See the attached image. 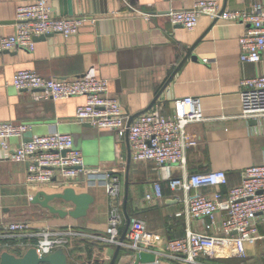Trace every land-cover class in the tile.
<instances>
[{
  "label": "crops",
  "instance_id": "obj_1",
  "mask_svg": "<svg viewBox=\"0 0 264 264\" xmlns=\"http://www.w3.org/2000/svg\"><path fill=\"white\" fill-rule=\"evenodd\" d=\"M31 1L0 0V36L13 34L17 7ZM198 1H215L229 11H248L257 3L264 5V0H94L92 4L90 0H79L76 10L84 14V24L76 36L63 39L57 35L35 41L32 52L16 50L0 54V123L29 127L22 138L10 139V146L19 147L29 139V134L31 139L54 133L69 134L74 148L81 152L85 168L96 170L100 175L111 173L120 179L122 192L118 200L122 224L119 236L126 227L123 206L126 180V214L129 219L144 222L149 232L171 240L184 237L186 230L202 232L203 229L197 221L186 218L183 192L172 190L168 181L159 180L153 162L130 159L127 167L129 145L125 135L83 127L75 120L76 110L84 104V97L39 100L30 91L15 90L13 76L18 71L29 70L43 78H74L88 74L105 80L108 96L119 101L129 119L150 106L178 67L186 49L194 46L192 58L177 70L148 112L170 115L175 99H199L205 120L187 129L196 146L186 151L185 170L172 168L170 176L180 178L224 171L228 185L216 190L226 195L228 188L240 184L245 168L264 161L261 123L241 117L239 97L243 79L264 74V52L258 64L239 61L238 41L247 28L243 23L213 22L200 17L196 27L188 31L172 24L166 16L170 10H186ZM55 2L47 0L50 10L54 11L51 12L53 17L58 13ZM126 4L144 15L136 14ZM90 9L101 13L93 16V20L107 23L100 27L98 35L88 21ZM203 59L208 62L203 63ZM81 179L86 177L78 175L67 187L31 186L25 163L12 162L4 154L0 155V221H28L37 228L103 235L108 224L110 198L104 186L90 187L88 182L79 181ZM156 183L161 187L162 197L146 200L147 194H153ZM68 187L76 193L93 195L94 202L85 217L59 218L30 203L37 192L58 193ZM213 190L203 189L202 193ZM51 205L65 211L73 209V205L60 200L52 201ZM177 213L182 215L176 216ZM258 235L264 237V224H259ZM18 243H9L8 251L19 256L25 249L13 246ZM2 247L0 242V253L4 251ZM115 250L114 245L73 238L63 251L67 264H109ZM246 254L247 264H264V238L247 244ZM132 261V252L119 248L116 264H131ZM222 261L237 264V260ZM160 264L179 263L162 261Z\"/></svg>",
  "mask_w": 264,
  "mask_h": 264
},
{
  "label": "built area",
  "instance_id": "obj_2",
  "mask_svg": "<svg viewBox=\"0 0 264 264\" xmlns=\"http://www.w3.org/2000/svg\"><path fill=\"white\" fill-rule=\"evenodd\" d=\"M126 5L136 14L144 15L138 9ZM166 16L172 24L188 31L196 27L200 17H207L213 22L243 23L247 28L238 41L239 61L249 64L261 61V53L264 52V5L261 3L253 5L248 11H229L215 1H198L186 10H170ZM83 24L84 19L53 17L47 0L21 4L16 9L13 34L0 36V54L16 50L32 52L36 38L51 34L75 36ZM202 62L207 63L208 60L203 59ZM12 86L17 91L34 93L39 100L84 97V104L76 110L75 120L95 129L113 130L120 135L127 132L130 159L133 162H153L159 180L168 181L172 190L183 192L186 218L197 221L203 230H186L184 237L165 240L161 235L149 232L144 222L132 218L124 241L120 242L122 215L118 199L122 187L119 177L104 174L100 181L111 203L103 235L85 234L71 229L59 231L49 227L37 228L25 221H0V242L3 243L4 251L10 248L9 243L19 241L13 246L25 250L34 248L41 257L58 249L66 250L73 238H83L125 248L132 255L138 252L152 254V264L162 261L216 264L218 260H238L241 264H247L246 245L264 238L258 235L259 224H264V161L245 168L241 172L240 184L228 188L226 195L216 190L228 185L224 171H207L182 175L180 178L170 176L172 168L185 170L186 151L196 146L187 129L205 120L199 99H175L170 115L146 112L136 116L127 126L128 116L123 113L119 101L108 96L107 82L94 76L43 78L34 71L22 70L13 76ZM239 97L241 117L260 121L264 137V74L243 79ZM28 130L29 127L24 124L0 123V155L4 154L12 162L25 163L29 185L67 187L80 174L85 177L100 175L96 170L83 166L81 152L74 148L69 134L36 136L12 148L10 139L22 138ZM203 189L214 190L202 193ZM161 197V187L156 183L153 194H147L145 198L151 200ZM181 215L177 213L176 216ZM26 240L31 242L27 244Z\"/></svg>",
  "mask_w": 264,
  "mask_h": 264
},
{
  "label": "water",
  "instance_id": "obj_3",
  "mask_svg": "<svg viewBox=\"0 0 264 264\" xmlns=\"http://www.w3.org/2000/svg\"><path fill=\"white\" fill-rule=\"evenodd\" d=\"M55 1H56L55 3L57 4V7H58V13H56V15H55L57 18H59V17H74V18L79 19V20L84 19L83 18L84 14L80 13L79 11L76 10L79 0H55ZM92 1H94V0H90L89 3L92 4ZM51 12H54V11L51 9ZM96 14H101V13H97V12L93 11V9H90L88 11V16H89L88 21L91 22V25L93 26V30L98 35L100 30H101L100 27L102 25H107V23L103 22L102 20H100V21L93 20V16H95ZM80 29H79V31H80ZM57 35H59L63 39H69L70 37H74V36L64 37L60 34H51V35L36 38L35 41L50 39V38H53ZM193 48H194V46L186 49L185 55H184L183 59L180 61L178 67L173 72L171 77H169V79L166 81V83L161 88V90L156 95V97L153 99L150 106L145 111L129 117V119L127 121V126L130 125L131 121L136 116L148 112V110L151 108V106L158 99V97L161 94V92L163 91V89L169 84V82L171 81V78L177 72V70L182 66V64L188 58H190V59L192 58L191 53H192ZM82 126L83 127H91L88 124H82ZM28 137H29V139L26 140L25 142H28L31 140V134H29ZM125 138H126V141H128L127 140V132L125 134ZM129 163H130V151H129V154L127 156V161H126L127 167L129 166ZM107 175L111 176L112 174L108 173ZM103 176L104 175L91 174V175H88L86 177V179H81L79 181L88 182V185L90 187L97 186V185L103 186V183L100 181L103 178ZM97 179H98V181H97ZM127 188H128V181L126 180L125 185H124V199H123L124 215L126 217V227H125L124 232L120 236V239H119L120 242L124 241L125 234H126V231L128 229L129 222H130V219L128 218L126 211H125L126 204H127ZM54 200H60V201H63L64 203H70L71 205H73V209H71L69 211L57 209L51 205L52 201H54ZM93 202H94L93 195H91L90 193H76L75 190L71 187L65 188L61 192H58V193L47 194V193L42 192V191L37 192L32 197V199L30 201V203L32 205H37L40 208L47 210L50 214L58 216L59 218L70 217L72 219H80V218L85 217L87 215V211H88L89 207L93 204ZM118 253H119V247H116L115 253H114L113 257L111 258V261L109 264H116V258H117ZM153 262H154V257L152 254H148L145 252H138V253H134L133 261L131 264H151ZM0 264H67V255L61 249L56 250L52 254H49L46 256H41V257L37 255L34 248H28L19 256L15 255L13 253H10L8 251H2L0 253Z\"/></svg>",
  "mask_w": 264,
  "mask_h": 264
},
{
  "label": "rangeland",
  "instance_id": "obj_4",
  "mask_svg": "<svg viewBox=\"0 0 264 264\" xmlns=\"http://www.w3.org/2000/svg\"><path fill=\"white\" fill-rule=\"evenodd\" d=\"M25 222H28V221H25ZM229 262H230V261H227V262H225V261H221V262H219L218 264H229Z\"/></svg>",
  "mask_w": 264,
  "mask_h": 264
},
{
  "label": "trees",
  "instance_id": "obj_5",
  "mask_svg": "<svg viewBox=\"0 0 264 264\" xmlns=\"http://www.w3.org/2000/svg\"><path fill=\"white\" fill-rule=\"evenodd\" d=\"M221 261H222V260H218V261H216L215 263H219V262H221ZM237 264H241V262L237 260Z\"/></svg>",
  "mask_w": 264,
  "mask_h": 264
}]
</instances>
